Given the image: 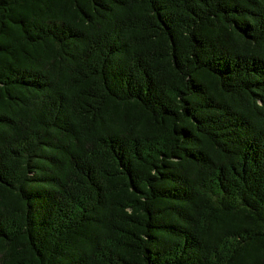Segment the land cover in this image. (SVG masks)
Instances as JSON below:
<instances>
[{"label":"trees","instance_id":"trees-1","mask_svg":"<svg viewBox=\"0 0 264 264\" xmlns=\"http://www.w3.org/2000/svg\"><path fill=\"white\" fill-rule=\"evenodd\" d=\"M0 264H264V0H0Z\"/></svg>","mask_w":264,"mask_h":264}]
</instances>
